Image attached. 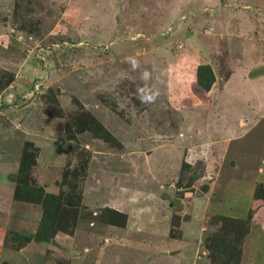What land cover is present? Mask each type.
Returning a JSON list of instances; mask_svg holds the SVG:
<instances>
[{
  "label": "rangeland",
  "instance_id": "374dc122",
  "mask_svg": "<svg viewBox=\"0 0 264 264\" xmlns=\"http://www.w3.org/2000/svg\"><path fill=\"white\" fill-rule=\"evenodd\" d=\"M260 72L264 0H0V264H218L225 215L248 227L238 264H264ZM19 177L78 201L73 228L18 238L43 212Z\"/></svg>",
  "mask_w": 264,
  "mask_h": 264
},
{
  "label": "trees",
  "instance_id": "16d2710c",
  "mask_svg": "<svg viewBox=\"0 0 264 264\" xmlns=\"http://www.w3.org/2000/svg\"><path fill=\"white\" fill-rule=\"evenodd\" d=\"M204 70L206 71V74H201V68H198L197 82L201 87L207 90L212 84L214 77L209 66H206ZM95 126L97 125L95 124ZM25 159L27 160V157ZM182 165L188 166V164L185 162H183ZM19 178L20 179H18V182L21 184H19V187L16 190L17 193L15 194V197L17 198L18 194L23 195L22 197L25 196L26 198L30 199L41 198L43 212L37 231L34 234H19L18 238L25 241L32 240L35 242H51L57 231L64 232L67 231L68 228H73V225L75 224L77 219V208L79 204L78 201L75 202L72 200H68V197L62 199L61 195H52L46 193L43 194V187H36L34 189L29 188L27 181H25L23 177ZM37 192L39 193V195L37 194ZM37 195L39 196L38 198H36ZM263 195L264 187H261V185H259L258 190L255 191V198H261ZM106 210L110 215L117 216L123 219H125L126 217V214L121 211L111 208H107ZM220 219L222 220V226L212 235L221 236L225 234L226 231H229L231 233V237L229 239H223L219 244H215L216 249L219 250H217V257H222L221 261L218 264H238L241 253V240L242 237L247 233L248 227L245 221L239 218H233L225 215L220 216ZM64 221L67 224L66 226H64ZM111 221L113 220L111 219ZM207 245L211 246V243L208 242ZM220 254L222 255L220 256ZM211 256H215V253H212Z\"/></svg>",
  "mask_w": 264,
  "mask_h": 264
},
{
  "label": "crops",
  "instance_id": "0c3cea01",
  "mask_svg": "<svg viewBox=\"0 0 264 264\" xmlns=\"http://www.w3.org/2000/svg\"><path fill=\"white\" fill-rule=\"evenodd\" d=\"M244 24H245L244 28L243 29L240 28V31L243 32V31L246 30L245 31L246 33L244 32L245 37L242 35L241 37H238V38H240L242 40L247 39L248 41H246V42L249 43L250 46L251 45H256L257 47H259L258 43L252 37L251 38L250 37L249 38L246 37V35L250 34V32L248 31L250 29V27H249L248 23H244ZM231 38H235L234 34L229 35V37L227 36V40L228 41H231ZM247 78H248L247 81H249V82H252L254 80H260V79L262 80V79H264V73H261V72L260 73H256V74H254L252 76H248ZM1 176H3L2 173L0 175V199H7L8 194H9L10 185L6 183V179L4 178V176H3V178H1ZM261 182H264V180H262ZM251 199H255V196H253V194L251 196ZM58 237H60L59 234L56 235V238H58ZM62 238L64 239L63 235H62ZM183 253H185V251L183 249H181V254H183ZM170 257H171V259L173 258L172 260H177L175 255H171ZM174 263L175 262H173L172 264H174Z\"/></svg>",
  "mask_w": 264,
  "mask_h": 264
},
{
  "label": "clouds",
  "instance_id": "9594fccd",
  "mask_svg": "<svg viewBox=\"0 0 264 264\" xmlns=\"http://www.w3.org/2000/svg\"><path fill=\"white\" fill-rule=\"evenodd\" d=\"M130 63L132 64L133 69L137 68L138 61H136L134 58H130ZM151 78V74L145 70L143 76L141 79L145 82L144 87L138 88V98L140 99L141 103H153L157 96L158 91L153 90V88L148 86L147 81Z\"/></svg>",
  "mask_w": 264,
  "mask_h": 264
},
{
  "label": "water",
  "instance_id": "95a60500",
  "mask_svg": "<svg viewBox=\"0 0 264 264\" xmlns=\"http://www.w3.org/2000/svg\"><path fill=\"white\" fill-rule=\"evenodd\" d=\"M191 39H192L193 42H194L195 44H197V45L202 49V51L205 53L204 45H203V43L201 42V40L198 38V36H197L196 34H192Z\"/></svg>",
  "mask_w": 264,
  "mask_h": 264
}]
</instances>
